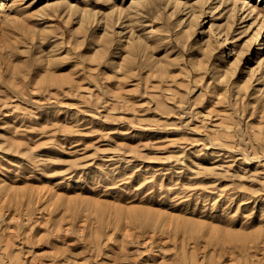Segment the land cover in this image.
I'll return each instance as SVG.
<instances>
[{
    "label": "rangeland",
    "instance_id": "1",
    "mask_svg": "<svg viewBox=\"0 0 264 264\" xmlns=\"http://www.w3.org/2000/svg\"><path fill=\"white\" fill-rule=\"evenodd\" d=\"M241 1L0 0V264H264Z\"/></svg>",
    "mask_w": 264,
    "mask_h": 264
},
{
    "label": "bare ground",
    "instance_id": "2",
    "mask_svg": "<svg viewBox=\"0 0 264 264\" xmlns=\"http://www.w3.org/2000/svg\"><path fill=\"white\" fill-rule=\"evenodd\" d=\"M219 1L220 2L217 4V6H220L222 4V1H224V0H219ZM258 2H259V0H257V3ZM236 4L237 3L235 1L232 3L231 10L234 11ZM239 10H240V13L237 16V18L243 19L244 17L252 15L254 17V20H256V27L254 28V31L250 35L247 45L250 46L252 43H254V44L256 43L258 45L254 49L255 51L249 52V55L245 57L246 58L245 61H247V68L246 67L245 68H246V72L249 75L248 79H252V81H255L254 84L257 85V86H255L254 90L255 91H263V89L261 88L260 85L264 84V46H263L264 39H263V33H262V27H264V4H262V3L248 4V1L246 2L245 0H242ZM244 12H246V13H244ZM189 14H191V12ZM201 14H202V12H200L198 14L193 13L191 15V18L197 17L198 15H201ZM212 24H213V22L209 23V26H208L209 29H211L213 27ZM115 32L119 33V31H115ZM260 36H262V37H260ZM214 39H216V43L218 44V46H222L223 44H225V41L227 38H226V36L225 37L220 36L219 31H216L214 33ZM128 42H129V39H128ZM239 52L240 51L237 50L236 48L233 51V53H235V59H237L239 56V59L237 60L238 62H240V60L243 56V54H241V52L240 53ZM252 61H253V63H252ZM254 61H255V63H254Z\"/></svg>",
    "mask_w": 264,
    "mask_h": 264
}]
</instances>
